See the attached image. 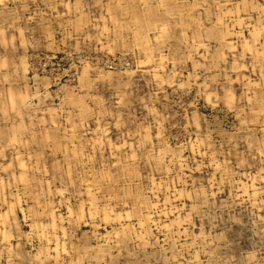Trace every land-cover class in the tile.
Instances as JSON below:
<instances>
[{"label":"rangeland","instance_id":"374dc122","mask_svg":"<svg viewBox=\"0 0 264 264\" xmlns=\"http://www.w3.org/2000/svg\"><path fill=\"white\" fill-rule=\"evenodd\" d=\"M0 264H264V0H0Z\"/></svg>","mask_w":264,"mask_h":264},{"label":"bare ground","instance_id":"6f19581e","mask_svg":"<svg viewBox=\"0 0 264 264\" xmlns=\"http://www.w3.org/2000/svg\"><path fill=\"white\" fill-rule=\"evenodd\" d=\"M144 1V0H143ZM128 2V1H127ZM120 3V2H119ZM128 5H129V2H128ZM128 9H129V7H128ZM129 12V11H128ZM261 31V30H260ZM136 33V32H135ZM163 33V32H162ZM142 34V33H141ZM259 34V33H258ZM163 35V34H162ZM135 36V35H134ZM159 36H161V35H159ZM159 36H158V38H159ZM260 36V35H259ZM258 37V36H257ZM136 44V43H135ZM142 45V44H141ZM263 46V45H262ZM250 47V46H249ZM43 191V190H42ZM33 198V197H32ZM34 199V198H33ZM48 202V201H47ZM48 204V203H47ZM48 210V209H47ZM7 240V239H6ZM7 242V241H6Z\"/></svg>","mask_w":264,"mask_h":264}]
</instances>
